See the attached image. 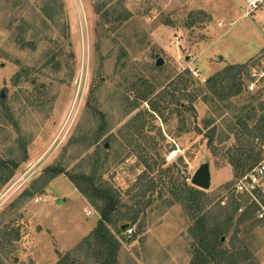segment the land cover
<instances>
[{"label": "rangeland", "instance_id": "374dc122", "mask_svg": "<svg viewBox=\"0 0 264 264\" xmlns=\"http://www.w3.org/2000/svg\"><path fill=\"white\" fill-rule=\"evenodd\" d=\"M244 6L0 0V264H105L101 215L69 179L79 173L121 200L106 223L116 264H193L188 187L204 193L198 232L209 258L264 264V194L257 204L236 188L264 158V129L229 130L241 112L264 115V82L229 108L196 96L264 50V6L249 19ZM246 156L242 171L230 164ZM200 170L208 189L193 184ZM247 211L253 218L240 224Z\"/></svg>", "mask_w": 264, "mask_h": 264}, {"label": "trees", "instance_id": "16d2710c", "mask_svg": "<svg viewBox=\"0 0 264 264\" xmlns=\"http://www.w3.org/2000/svg\"><path fill=\"white\" fill-rule=\"evenodd\" d=\"M264 59V50H262L257 56L250 59L248 62L238 65V66H230L223 70L218 75L209 78L206 80L205 87L198 88V93L196 96H203V101L207 104L217 105L221 109L222 107L229 108L230 104H226V101L229 102V100L233 97L239 96L244 89L247 91V85L250 80V72L254 66L259 64ZM242 75V77H239ZM224 81L227 82H233L234 85L229 91H225L223 89ZM229 82V83H230ZM248 92V91H247ZM249 93V92H248ZM256 94H259V92H256ZM258 95V96H259ZM254 99V97L252 98ZM257 101V99H255ZM218 101V102H217ZM218 103H225L224 106L219 105ZM255 103V101L253 102ZM252 103V104H253ZM254 108H255V104ZM259 110L261 112L264 111V103L259 104ZM250 108V107H247ZM246 118H242L243 113H239V115L234 116V120H238V123L236 124H230L229 130L231 133H235L240 130H246L248 128V123H257L258 129H264V115L259 116V113L255 109H250L249 112H245ZM258 116V117H257ZM214 131H216L214 129ZM210 144L213 143V135L210 137ZM243 157V156H242ZM230 164L237 168L239 171H242L240 168H244L248 160H250L249 156H246L245 158L239 157L238 159H229ZM2 168H5L4 164H0ZM63 173L60 171L58 174ZM54 176V174H51ZM2 179V184H5L8 181V177ZM69 179L73 183V185L80 191V193L87 198L92 204L97 208L98 212L101 215V221L98 224V229L96 233V239L97 243L100 246V253L103 254V256L106 258L105 264H116L117 262V252L119 249V244L114 238V236L109 235L106 223H109L111 221L112 215L117 212L121 208V200L117 199L112 192L102 187V184H99L96 182V179L94 176H87L85 174L79 173L76 175H69ZM188 195L187 199L185 200L187 202L186 207L190 210L193 220H195V230H197V233L193 237L194 243H193V264H218L217 258L218 256H212V258H209V254L211 253L207 251V248L203 246V240H201V234L198 232L200 231L199 228L204 227V219H198L199 213H201V203L203 198V192L194 188V187H188ZM30 194H26V196H29ZM31 196V195H30ZM177 196V195H175ZM236 204V202H235ZM240 205H237L235 207V212L239 208ZM241 221L240 224L247 222L250 220L251 217L247 212L245 214L241 215ZM192 230V229H191ZM120 232H123L121 228H119ZM201 232V231H200ZM200 234V235H199ZM221 245L223 244V240H219ZM227 248L224 247L219 251V256L222 257L223 254L226 255ZM212 252V251H211ZM224 255V256H225ZM224 260V259H223Z\"/></svg>", "mask_w": 264, "mask_h": 264}, {"label": "built area", "instance_id": "2783aa9c", "mask_svg": "<svg viewBox=\"0 0 264 264\" xmlns=\"http://www.w3.org/2000/svg\"><path fill=\"white\" fill-rule=\"evenodd\" d=\"M264 6V0H245V6L241 8L243 17L249 19L256 11ZM199 76V72H194ZM264 82V60L254 66L250 72V80L247 86L248 92L258 91L259 85ZM237 191L252 199L259 204V197L264 194V158L251 171L245 174L236 185ZM89 216L92 212L88 213ZM261 218L264 219V214ZM134 229L127 230L129 236L133 234Z\"/></svg>", "mask_w": 264, "mask_h": 264}, {"label": "water", "instance_id": "95a60500", "mask_svg": "<svg viewBox=\"0 0 264 264\" xmlns=\"http://www.w3.org/2000/svg\"><path fill=\"white\" fill-rule=\"evenodd\" d=\"M162 65H163V62L159 61L158 66H162ZM193 184L200 189H208L209 180L204 170H200L196 173V175L193 177ZM127 227H128L127 225H124L122 227V230L126 231Z\"/></svg>", "mask_w": 264, "mask_h": 264}, {"label": "crops", "instance_id": "0c3cea01", "mask_svg": "<svg viewBox=\"0 0 264 264\" xmlns=\"http://www.w3.org/2000/svg\"><path fill=\"white\" fill-rule=\"evenodd\" d=\"M219 27L223 28L224 27V23L223 22H219ZM244 63V62H243Z\"/></svg>", "mask_w": 264, "mask_h": 264}]
</instances>
